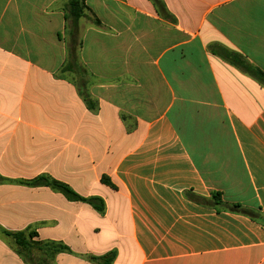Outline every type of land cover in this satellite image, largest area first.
<instances>
[{"label": "crops", "instance_id": "1", "mask_svg": "<svg viewBox=\"0 0 264 264\" xmlns=\"http://www.w3.org/2000/svg\"><path fill=\"white\" fill-rule=\"evenodd\" d=\"M67 2L0 0V264H264L263 224L189 197L264 215V83L218 54L264 73V0H86L65 71Z\"/></svg>", "mask_w": 264, "mask_h": 264}, {"label": "trees", "instance_id": "2", "mask_svg": "<svg viewBox=\"0 0 264 264\" xmlns=\"http://www.w3.org/2000/svg\"><path fill=\"white\" fill-rule=\"evenodd\" d=\"M86 0H68L66 4V20L68 21V27H69V46H68V55H69V63L64 67L65 71L71 70L72 68L77 66V52L79 47L81 46V43L78 38V25L79 21L83 18L90 17L95 23H98L99 21L89 15V9L86 7ZM156 5L158 6L160 12L162 14H166V9L161 2V0H154ZM223 59L227 60L228 62L232 63L233 65L237 66L244 72L252 75L256 79L260 80L262 83H264V73L259 71L256 68H253L247 63V61H244L240 55H237L235 53H231L225 49H221V53H218ZM86 102L88 104H91L90 99L88 96L82 91L80 93ZM105 182H108L107 180H104ZM28 186L32 187H51L52 189L62 193L67 199L71 201H83L88 203L92 206L93 209H95L98 212H102L105 208V205L102 200L97 198H91V199H84L80 197L78 194H76L70 187L67 185L60 183L58 181H51L46 177H40L32 182L27 183ZM190 198L196 199L197 201L201 202L202 204L206 206H220L222 209L233 211L240 213L242 215L248 216L261 224L264 225V215L260 212V210H250L245 207H243L241 204H228L224 203L221 199L220 193H214L213 199L208 200L204 198H199L194 195H189ZM7 235L11 236L13 240L16 242V244L23 250L29 251V248L31 249L32 245L29 241L25 239L24 233H6ZM46 248L51 249L53 255L61 252H68L70 253V249L62 246H56V245H47ZM116 251H111L105 255L101 256H92L89 255L88 258L91 262L94 264H112L116 258Z\"/></svg>", "mask_w": 264, "mask_h": 264}]
</instances>
